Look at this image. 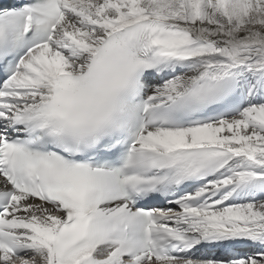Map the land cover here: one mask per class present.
Returning <instances> with one entry per match:
<instances>
[{"label":"snow or ice","instance_id":"snow-or-ice-1","mask_svg":"<svg viewBox=\"0 0 264 264\" xmlns=\"http://www.w3.org/2000/svg\"><path fill=\"white\" fill-rule=\"evenodd\" d=\"M0 264H264V0H0Z\"/></svg>","mask_w":264,"mask_h":264}]
</instances>
